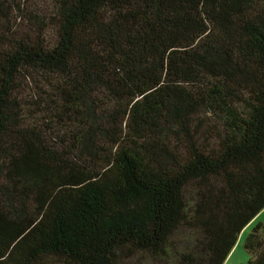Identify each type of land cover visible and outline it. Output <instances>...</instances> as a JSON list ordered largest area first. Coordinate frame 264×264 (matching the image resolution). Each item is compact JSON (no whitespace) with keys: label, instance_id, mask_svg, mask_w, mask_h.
<instances>
[{"label":"trees","instance_id":"obj_1","mask_svg":"<svg viewBox=\"0 0 264 264\" xmlns=\"http://www.w3.org/2000/svg\"><path fill=\"white\" fill-rule=\"evenodd\" d=\"M263 210L264 0H0V264H225Z\"/></svg>","mask_w":264,"mask_h":264},{"label":"rangeland","instance_id":"obj_2","mask_svg":"<svg viewBox=\"0 0 264 264\" xmlns=\"http://www.w3.org/2000/svg\"><path fill=\"white\" fill-rule=\"evenodd\" d=\"M250 232H251V229H249L247 231V233L242 237V240L240 241V243L238 240V242L235 246L236 254L234 255V257H232L230 262L227 264H245L250 260V258H251L250 255L244 250V242H245L247 235ZM240 237H241V235H240ZM240 237H239V239H240ZM225 264H226V262H225Z\"/></svg>","mask_w":264,"mask_h":264},{"label":"crops","instance_id":"obj_3","mask_svg":"<svg viewBox=\"0 0 264 264\" xmlns=\"http://www.w3.org/2000/svg\"><path fill=\"white\" fill-rule=\"evenodd\" d=\"M259 223H264V210L246 227V229H244V231L241 234V237L239 239V243L242 240V237L247 233V231L249 229H253L257 224ZM238 243V244H239ZM236 249L234 248L232 253L229 255L226 264L230 262V260L232 259V257H234V255L236 254Z\"/></svg>","mask_w":264,"mask_h":264}]
</instances>
